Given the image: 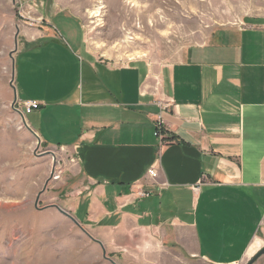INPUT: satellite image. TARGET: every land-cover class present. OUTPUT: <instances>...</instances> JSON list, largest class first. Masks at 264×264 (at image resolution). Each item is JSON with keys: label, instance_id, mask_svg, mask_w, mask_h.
Listing matches in <instances>:
<instances>
[{"label": "crops", "instance_id": "crops-1", "mask_svg": "<svg viewBox=\"0 0 264 264\" xmlns=\"http://www.w3.org/2000/svg\"><path fill=\"white\" fill-rule=\"evenodd\" d=\"M40 5L18 37L13 91L39 103L25 124L41 147L74 155L58 205L106 251L136 247L139 261L251 257L264 245V22L216 28L173 62L118 64L86 47L77 14Z\"/></svg>", "mask_w": 264, "mask_h": 264}, {"label": "rangeland", "instance_id": "rangeland-1", "mask_svg": "<svg viewBox=\"0 0 264 264\" xmlns=\"http://www.w3.org/2000/svg\"><path fill=\"white\" fill-rule=\"evenodd\" d=\"M41 1L0 0V264H151L139 261L146 255L136 247L106 251L96 235L58 205L55 185L62 179L53 180L50 172L60 164L68 173L75 166L74 155L65 147H41L25 124L19 101L12 107L15 39L34 23L44 8ZM45 1L77 14L86 47L118 64L134 59L173 62L216 28L249 16L264 22V0ZM263 255L252 264H259Z\"/></svg>", "mask_w": 264, "mask_h": 264}, {"label": "built area", "instance_id": "built-area-1", "mask_svg": "<svg viewBox=\"0 0 264 264\" xmlns=\"http://www.w3.org/2000/svg\"><path fill=\"white\" fill-rule=\"evenodd\" d=\"M17 103H18L20 110L24 114L30 112L33 109H36L39 106V103L37 101H34V100H24L22 102H17ZM162 127H163V121H162L161 117L158 116L155 120V130H154L153 134L160 139L163 138V135H162V129L163 128ZM62 148L63 147H60V149H62ZM51 154L53 155V153H51ZM54 158H55V156H54ZM72 161H73V159H72ZM62 170H63V167L60 164L56 165L55 168H53L52 171L50 172L51 178L53 180L60 179L61 174H62ZM148 174L151 177H155L156 176L155 169L154 168L148 169ZM134 194L137 198H143V197L151 196L152 192L147 191V190H143V189H137L134 191Z\"/></svg>", "mask_w": 264, "mask_h": 264}, {"label": "water", "instance_id": "water-1", "mask_svg": "<svg viewBox=\"0 0 264 264\" xmlns=\"http://www.w3.org/2000/svg\"><path fill=\"white\" fill-rule=\"evenodd\" d=\"M18 31L16 32V36H17ZM16 38V37H15ZM17 46V40L15 39V46H14V50L16 49ZM15 102V99L12 103V107L14 108L13 104ZM51 206L56 207L59 212L63 213L64 215H66L67 217H69L70 219L74 220L73 217L66 211H64L62 208H60L58 205L56 204H52ZM75 221V220H74ZM87 233V232H86ZM98 243L101 245L100 241H98ZM264 254V246H262L254 255H252V257L248 260V262L246 264H252L253 262H255V260H257L261 255Z\"/></svg>", "mask_w": 264, "mask_h": 264}, {"label": "bare ground", "instance_id": "bare-ground-1", "mask_svg": "<svg viewBox=\"0 0 264 264\" xmlns=\"http://www.w3.org/2000/svg\"><path fill=\"white\" fill-rule=\"evenodd\" d=\"M10 246V245H9ZM12 252V251H11ZM17 259V258H16ZM18 264V263H17Z\"/></svg>", "mask_w": 264, "mask_h": 264}]
</instances>
